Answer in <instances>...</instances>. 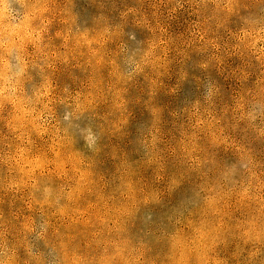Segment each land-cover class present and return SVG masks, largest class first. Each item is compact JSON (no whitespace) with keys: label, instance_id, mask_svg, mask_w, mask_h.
Returning a JSON list of instances; mask_svg holds the SVG:
<instances>
[{"label":"rangeland","instance_id":"374dc122","mask_svg":"<svg viewBox=\"0 0 264 264\" xmlns=\"http://www.w3.org/2000/svg\"><path fill=\"white\" fill-rule=\"evenodd\" d=\"M26 13L51 123L0 118V264H264V0Z\"/></svg>","mask_w":264,"mask_h":264},{"label":"clouds","instance_id":"9594fccd","mask_svg":"<svg viewBox=\"0 0 264 264\" xmlns=\"http://www.w3.org/2000/svg\"><path fill=\"white\" fill-rule=\"evenodd\" d=\"M18 5V7H17ZM28 0H0V118L6 120L7 126L11 131L15 132L17 126L23 124H15L14 121L20 122V113L24 111L23 105L27 104V114L32 118L27 123L51 121L45 110H48V103L44 102L42 97L45 93L37 92L29 97L25 92V80L30 79L27 70L31 61V55L27 51V44L32 43L27 37L31 36V32L26 31ZM264 28L251 35L250 43L255 46L261 44V50H264ZM37 39L39 37L37 36ZM136 70H139L137 67ZM37 105H42L38 108ZM7 111V115L4 113ZM65 120L70 119V114L66 113ZM91 146L93 137L91 134L87 137ZM31 143V141H29ZM25 151L21 149V152ZM38 159V158H37ZM30 165L29 173L39 171L40 175H44V166L40 163L28 161ZM32 187H36V178L32 176ZM49 188H45L44 192L48 193ZM38 203H51L47 196L43 201ZM43 235V233H41Z\"/></svg>","mask_w":264,"mask_h":264}]
</instances>
